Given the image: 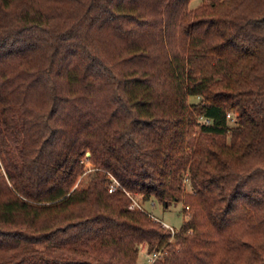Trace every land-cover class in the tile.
<instances>
[{
  "label": "trees",
  "instance_id": "1",
  "mask_svg": "<svg viewBox=\"0 0 264 264\" xmlns=\"http://www.w3.org/2000/svg\"><path fill=\"white\" fill-rule=\"evenodd\" d=\"M191 1L0 0V264H264V0Z\"/></svg>",
  "mask_w": 264,
  "mask_h": 264
},
{
  "label": "rangeland",
  "instance_id": "2",
  "mask_svg": "<svg viewBox=\"0 0 264 264\" xmlns=\"http://www.w3.org/2000/svg\"><path fill=\"white\" fill-rule=\"evenodd\" d=\"M201 4H203L202 0H192L188 4V9L192 11L196 9L197 7H199ZM197 100L198 98H191V97L187 98L188 103H193ZM231 117H235V114H231L229 119ZM232 122L233 121L229 122L230 126L232 125ZM85 156L87 155L85 154ZM85 163H86L87 168L91 167L90 163H88L87 161ZM185 189L186 191H190V186L187 181L185 182ZM134 196L136 197L135 200L138 202V204L143 209H145L151 215L158 218L160 221L165 222L168 225L172 226L176 230L181 227V225L183 224V221L186 218L183 212V204L181 202L173 203L169 207L163 208L161 204L155 202L152 199L149 202L145 203V202H142L140 195H134ZM148 259H149V255L147 254L146 250L144 248H140L137 263L138 264H149Z\"/></svg>",
  "mask_w": 264,
  "mask_h": 264
},
{
  "label": "built area",
  "instance_id": "3",
  "mask_svg": "<svg viewBox=\"0 0 264 264\" xmlns=\"http://www.w3.org/2000/svg\"><path fill=\"white\" fill-rule=\"evenodd\" d=\"M186 181H187V180L185 179V182H186ZM117 185H118V184L114 181L113 184H111V185L109 186L108 191H109V192L114 191V190L116 189ZM127 195H128V196L130 197V199H131V204H130V206H129V209H141V210H143V208H142V207L138 204V202L135 200V199H136L135 196H132V195H130V194H127ZM150 216H151L153 219L159 221L160 224H161V227H162L163 229L169 230L172 234H174V233L177 231L175 228H173L172 226L168 225V224L165 223V222L160 221V220H159L158 218H156L155 216H153V215H151V214H150ZM160 257H161V253H160V252H156V253H152V254H150V255H149V259H148L149 264L153 263L155 260L159 259Z\"/></svg>",
  "mask_w": 264,
  "mask_h": 264
},
{
  "label": "water",
  "instance_id": "4",
  "mask_svg": "<svg viewBox=\"0 0 264 264\" xmlns=\"http://www.w3.org/2000/svg\"><path fill=\"white\" fill-rule=\"evenodd\" d=\"M86 155L89 156L90 155L89 152H87Z\"/></svg>",
  "mask_w": 264,
  "mask_h": 264
}]
</instances>
